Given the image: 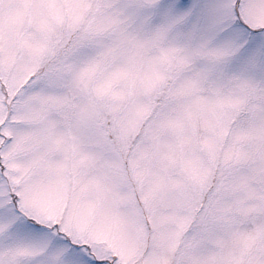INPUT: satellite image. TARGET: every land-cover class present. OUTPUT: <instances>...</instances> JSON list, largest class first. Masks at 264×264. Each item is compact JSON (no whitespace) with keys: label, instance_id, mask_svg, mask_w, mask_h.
<instances>
[{"label":"snow or ice","instance_id":"obj_1","mask_svg":"<svg viewBox=\"0 0 264 264\" xmlns=\"http://www.w3.org/2000/svg\"><path fill=\"white\" fill-rule=\"evenodd\" d=\"M0 264H264V0H0Z\"/></svg>","mask_w":264,"mask_h":264}]
</instances>
